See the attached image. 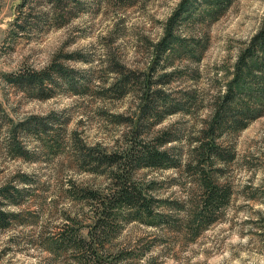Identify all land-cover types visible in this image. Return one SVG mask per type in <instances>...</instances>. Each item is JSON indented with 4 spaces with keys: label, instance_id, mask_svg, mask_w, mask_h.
I'll return each instance as SVG.
<instances>
[{
    "label": "rangeland",
    "instance_id": "374dc122",
    "mask_svg": "<svg viewBox=\"0 0 264 264\" xmlns=\"http://www.w3.org/2000/svg\"><path fill=\"white\" fill-rule=\"evenodd\" d=\"M179 2L0 0V189H8L0 206L11 213L0 225V264H75L78 253L66 251L67 243L53 248V240L66 224L68 237L74 229L73 235H87L93 208L73 191H103L109 169L84 170L76 155L88 146L114 151L130 143L138 122L137 139L155 144L158 135L170 137L162 148L178 165L139 167L130 176L178 229L125 220L123 210L114 234L101 239L110 249L104 261L264 264V101L260 115L243 128H224L217 139L221 158L204 165L227 190L213 221L200 231L181 230L183 207L192 209L197 190L194 164L186 165L194 160L193 140L210 119L212 97L232 77L239 50L258 29L264 0H232L210 17L177 16L172 33L178 39L160 50L156 43ZM55 65L62 76L52 72L42 90L36 81L27 88L8 81L23 69L51 71ZM146 79L152 96L161 90L153 98L155 110L140 117ZM162 94L168 102L187 94L190 100L168 113ZM243 100L257 109L253 99ZM114 251L127 258L119 260Z\"/></svg>",
    "mask_w": 264,
    "mask_h": 264
},
{
    "label": "trees",
    "instance_id": "16d2710c",
    "mask_svg": "<svg viewBox=\"0 0 264 264\" xmlns=\"http://www.w3.org/2000/svg\"><path fill=\"white\" fill-rule=\"evenodd\" d=\"M232 0H180L171 17L166 22L164 36L156 43V47L160 50L169 48L171 42L178 37L173 36L172 24L179 19L177 16L191 17L194 14L201 13L203 16H212L215 13L221 12ZM53 5L59 4L60 0H50ZM202 6V8H200ZM222 7V8H221ZM159 50V51H160ZM60 65H55L51 71L47 68L39 70L23 69L8 76V81L11 84L29 87L36 81L38 88L42 90V86L46 79L51 80L53 74L62 76ZM63 78V77H62ZM121 81L126 80V76H120ZM29 85V86H28ZM161 89H154L153 96L151 87L146 79V83L142 92L141 102L139 104L140 117L145 113H150L155 110L154 97L160 93ZM182 101L170 100L165 96L160 95L159 100L163 105L170 106L168 113H174L181 110L183 102L189 99L188 94L185 95ZM246 99L257 105V109H252L248 102L244 104ZM255 100V101H254ZM264 101V14L261 18L260 25L255 33L244 43L243 48L239 50L236 62L233 64L232 77L226 82L224 91H219L211 99L210 110L211 116L207 123L197 132V137L193 140L195 143L191 149V154L194 158L193 162H186L187 167L194 164L193 172L197 174V196L192 195L193 199L189 208L183 207V214L186 218V223L181 230L186 229L188 232L200 231L214 219L216 210L225 202L227 198V190L221 187L218 181L214 180L211 175L205 173V163L208 159H220L221 147L218 140L224 128L227 126L239 130L247 124L248 118H256L260 115V104ZM172 106V107H171ZM233 115V116H232ZM139 117V118H140ZM245 120V121H244ZM130 126H136V123L131 121ZM129 126V125H128ZM226 129V128H225ZM134 138L130 143L123 142L124 145L118 146L114 151H105L103 148L96 146H88L86 149L79 151L76 155V160L84 170L93 171L96 166H106L105 170L108 179L107 186L103 191L94 190L92 188L78 189L75 187L73 194L77 197L82 196L93 208L89 216L88 232L85 237L73 235L76 229L71 231L68 237L65 232L68 229H63L66 225L60 227V232L57 233V238L53 240V248L58 249L67 243L66 251L74 252L76 256L75 264H107L104 261L102 254H107L106 243L101 239L107 240L109 236L114 234L115 220L120 217L124 210L125 220L136 219L146 221L148 224H163L171 227L173 230L178 228L170 225V215H164L162 212L152 208L153 201L147 188L132 180L130 174L135 168L139 167H173L175 163L172 156L169 155L166 149L162 146L170 141V137L164 134L158 135L155 138V144L146 139H137L139 122L135 127ZM100 146V145H98ZM161 146V148H160ZM18 147L15 144L12 148ZM195 153V155H193ZM198 159H195L197 158ZM192 159V158H191ZM190 163V164H189ZM87 166V167H86ZM87 168V169H86ZM121 170L119 173L118 171ZM131 170V171H130ZM189 172V169L187 168ZM8 195L7 188L0 189V195ZM81 197V198H82ZM191 195H189L190 199ZM191 206V207H190ZM179 205H175V208ZM182 208V207H181ZM121 210L119 213L116 211ZM127 212V213H126ZM11 213H7L0 206V225L6 226L7 219ZM128 218V219H127ZM179 227V226H176ZM180 228V227H179ZM177 231V230H176ZM132 250V249H131ZM134 251V250H133ZM127 252H130L127 251ZM125 252V253H127ZM142 251L139 250L140 256ZM119 260L127 258L121 255V251L113 252ZM91 262V263H90Z\"/></svg>",
    "mask_w": 264,
    "mask_h": 264
}]
</instances>
